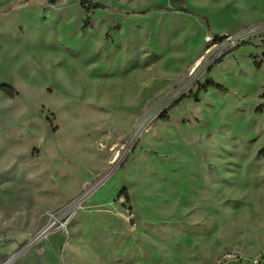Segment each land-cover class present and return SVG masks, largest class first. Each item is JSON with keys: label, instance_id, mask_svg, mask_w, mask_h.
<instances>
[{"label": "rangeland", "instance_id": "obj_1", "mask_svg": "<svg viewBox=\"0 0 264 264\" xmlns=\"http://www.w3.org/2000/svg\"><path fill=\"white\" fill-rule=\"evenodd\" d=\"M90 1L0 0V264H264V0Z\"/></svg>", "mask_w": 264, "mask_h": 264}, {"label": "trees", "instance_id": "obj_2", "mask_svg": "<svg viewBox=\"0 0 264 264\" xmlns=\"http://www.w3.org/2000/svg\"><path fill=\"white\" fill-rule=\"evenodd\" d=\"M80 2H81V5H82L83 7H85L88 11H93V10H96V9H106V8H107L104 4L99 3V2H93V1H90V0H80ZM171 2L174 3V4L177 3V2H181V3H183V0H171ZM165 9L168 10V11H177V10H181V11H186V12H188L187 10H185V9L183 8V6H182V7L165 8ZM215 36H216V38H219V39H222V38H223V37H221V36H219V35H215ZM232 49H234V48H232ZM230 50H231V49H230ZM230 50H228V51H230ZM228 51H227V52H228ZM225 54H226V53H225ZM225 54H224V55H225ZM220 60H221V59H218L216 62H219ZM0 90H1L2 92H4L5 94H7L8 96L12 97V98H14L15 96L18 95V92H17L14 88H12V87L1 86V87H0ZM263 98H264V94H263ZM179 100H181V98H180ZM179 100H177L174 104L178 103ZM263 107H264V104L261 105V108H263ZM164 112H166V111H163V113H164ZM260 154H261V155H264V147L261 149ZM121 195L124 196L125 199H126L127 201L129 200V195H127L126 190H124V191L121 193Z\"/></svg>", "mask_w": 264, "mask_h": 264}, {"label": "built area", "instance_id": "obj_3", "mask_svg": "<svg viewBox=\"0 0 264 264\" xmlns=\"http://www.w3.org/2000/svg\"><path fill=\"white\" fill-rule=\"evenodd\" d=\"M227 41H230V42H232V44L235 45V41L231 37H228ZM85 197L86 196H82V197L78 198L74 203L75 206L83 204ZM212 264H254V263L252 260H250L246 257H242L239 254L227 252V253H223L220 256H217L213 260Z\"/></svg>", "mask_w": 264, "mask_h": 264}, {"label": "water", "instance_id": "obj_4", "mask_svg": "<svg viewBox=\"0 0 264 264\" xmlns=\"http://www.w3.org/2000/svg\"><path fill=\"white\" fill-rule=\"evenodd\" d=\"M115 169H111L100 181L102 183V181H105L109 176L110 174L114 171ZM48 230V228H47ZM45 232L42 233V235L44 234ZM38 238V237H37Z\"/></svg>", "mask_w": 264, "mask_h": 264}, {"label": "bare ground", "instance_id": "obj_5", "mask_svg": "<svg viewBox=\"0 0 264 264\" xmlns=\"http://www.w3.org/2000/svg\"><path fill=\"white\" fill-rule=\"evenodd\" d=\"M39 238H40V237H39ZM35 240H37V238H36Z\"/></svg>", "mask_w": 264, "mask_h": 264}]
</instances>
